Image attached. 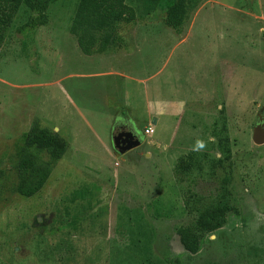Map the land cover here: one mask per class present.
Returning a JSON list of instances; mask_svg holds the SVG:
<instances>
[{"label":"rangeland","instance_id":"obj_1","mask_svg":"<svg viewBox=\"0 0 264 264\" xmlns=\"http://www.w3.org/2000/svg\"><path fill=\"white\" fill-rule=\"evenodd\" d=\"M77 1L53 0L23 32L33 12L20 5L2 31L0 264H264V143L251 140L264 117V0H200L180 33L163 22L166 0H126L134 20L105 61L69 32ZM34 120L67 147L25 197L13 166ZM116 122L140 144L118 153ZM214 206L221 226L201 231ZM179 226L200 234L197 252Z\"/></svg>","mask_w":264,"mask_h":264},{"label":"trees","instance_id":"obj_2","mask_svg":"<svg viewBox=\"0 0 264 264\" xmlns=\"http://www.w3.org/2000/svg\"><path fill=\"white\" fill-rule=\"evenodd\" d=\"M53 0H0V41L3 28L8 26L20 5L33 12L24 23L17 27L18 31L32 30L47 21L46 8ZM200 0H166L162 10L163 22L176 33L187 19L189 10ZM133 8L126 0H78L69 24V32L76 40L79 50L86 55L103 53L117 39L119 23H130L134 20ZM21 148L14 163L16 181L14 191L28 197L37 192L45 182L52 163L61 157L67 144L56 131L32 121L28 129L21 134ZM35 153H34V152ZM225 158L229 149L222 146ZM44 152L46 160L37 155ZM219 163V159L216 160ZM223 206H214L206 210L203 222L198 225L201 231H211L223 222ZM176 234L182 247L195 253L200 247V234L188 226L176 228ZM173 264H178L177 261Z\"/></svg>","mask_w":264,"mask_h":264},{"label":"water","instance_id":"obj_3","mask_svg":"<svg viewBox=\"0 0 264 264\" xmlns=\"http://www.w3.org/2000/svg\"><path fill=\"white\" fill-rule=\"evenodd\" d=\"M251 140L254 144L260 145L264 143V117H258L257 123L253 126L251 131ZM115 150L118 153H123L133 147H136L140 140L133 138L130 131H114L112 135Z\"/></svg>","mask_w":264,"mask_h":264},{"label":"flooded vegetation","instance_id":"obj_4","mask_svg":"<svg viewBox=\"0 0 264 264\" xmlns=\"http://www.w3.org/2000/svg\"><path fill=\"white\" fill-rule=\"evenodd\" d=\"M116 130H118L119 132H121V131H130L132 133V135H133V138H138L139 140L141 138L140 131L136 130L135 128H133L131 126L121 125L118 122H116L114 124V131H116Z\"/></svg>","mask_w":264,"mask_h":264},{"label":"crops","instance_id":"obj_5","mask_svg":"<svg viewBox=\"0 0 264 264\" xmlns=\"http://www.w3.org/2000/svg\"><path fill=\"white\" fill-rule=\"evenodd\" d=\"M77 45V44H76ZM77 48H78V46H77ZM79 49V48H78ZM81 52V51H80ZM81 54L82 55H86V54H83L82 52H81ZM86 56H88V57H94L95 58V60L96 61H99V60H112L113 58V53L112 52H108V53H92V54H89V55H86ZM105 59H104V58ZM130 89H133V88H130ZM138 94V96L140 97V96H142L141 94H140V92H137ZM140 144V143H139Z\"/></svg>","mask_w":264,"mask_h":264},{"label":"built area","instance_id":"obj_6","mask_svg":"<svg viewBox=\"0 0 264 264\" xmlns=\"http://www.w3.org/2000/svg\"><path fill=\"white\" fill-rule=\"evenodd\" d=\"M146 131H147V132H148V131H151V127H149Z\"/></svg>","mask_w":264,"mask_h":264}]
</instances>
